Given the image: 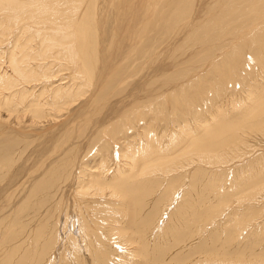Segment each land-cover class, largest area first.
I'll use <instances>...</instances> for the list:
<instances>
[{"label": "bare ground", "instance_id": "bare-ground-1", "mask_svg": "<svg viewBox=\"0 0 264 264\" xmlns=\"http://www.w3.org/2000/svg\"><path fill=\"white\" fill-rule=\"evenodd\" d=\"M159 1L0 0V122L19 137L32 136L25 148L15 141L3 147L10 150L0 164V264H264V248L255 245L260 238H249L252 226L238 235L224 227L228 211L203 208L191 226L177 223L188 201L205 207L203 195L213 190L212 181L222 180L246 142L240 132L257 129L264 112L253 125L245 127L244 120L264 104L248 110L261 102L250 97L235 114L218 119L221 114L211 110L222 102L220 94L208 118L218 132L207 133V121L195 117L197 129L187 137L185 107L192 117L202 108L186 100L197 97L204 76L190 73V60L176 63L167 54L176 42L180 50L188 41L191 55L208 54L202 67L215 96L242 69V80H251L245 92L254 95L251 64L264 67V0ZM163 21L167 33L160 52L157 39L146 37ZM139 58L144 65L151 61L146 72L136 69ZM178 85L191 88L189 98V90L178 91ZM148 115L175 130L165 134L168 143L157 152L152 145H159L166 129L156 136ZM93 152L100 155L87 165ZM64 154L70 162L63 161L64 171L55 174L54 159ZM220 163L225 165L214 170ZM234 167L242 165L231 168L232 182ZM171 171L189 184L175 185ZM255 187L264 191V180Z\"/></svg>", "mask_w": 264, "mask_h": 264}, {"label": "rangeland", "instance_id": "rangeland-1", "mask_svg": "<svg viewBox=\"0 0 264 264\" xmlns=\"http://www.w3.org/2000/svg\"><path fill=\"white\" fill-rule=\"evenodd\" d=\"M165 1L166 0H160L158 5L159 6L164 5ZM161 2H163V4ZM232 19H234V17L230 16V17H227L225 20L226 21L228 20V22H229ZM163 25L165 26L164 21H163V24L160 23V25L153 24V27L150 28V30H152V31H149V34L146 37L148 40H149V38L157 39V40H153V41H154V45L158 46L157 49H159L160 52L163 49V47H161V40H162L161 38H163L164 35L167 33V31H164L165 28L163 29ZM155 29H156V32H155ZM159 33H161V35H159ZM169 35H170V33H169ZM162 41H164V40H162ZM178 42L181 43V41H178ZM178 42H176V44L174 46V53L172 54L168 50L167 54L170 53L172 55L171 59H173V60H174V58L177 59V60H174V62H176V63L181 62L182 59H184V58H185V60H190L189 63H192V65L189 67V68H191L190 73L192 75L193 74L196 75L198 73H201L204 76L201 82L198 83L196 81L195 85L197 86V83H198L199 84L198 86L200 87V89L198 90L200 92H198V94L196 95L197 96V97H195L196 99L190 97V99H193V100L195 99V100L194 101L192 100V102L189 101V99L186 100L190 104L195 102L192 104L193 106L190 105V107L192 106L191 108H196V107L202 108L201 112L199 114H197L200 111V110H198V112L195 113V115L192 117V115L190 113H192L194 111L190 112L189 110L186 109V107H185V110L183 109L184 110V118L187 120V123L182 122V128L188 129L187 131H183V132L187 133V137L190 136L189 131L197 129L196 125L194 123L195 117L202 118L203 120L207 121L205 126H203L204 130H206L207 133L218 132V130H219L218 125H215V121H213L212 119H210L211 120L210 122H213V123H212V125H210L208 118H209V116H211V114L209 113V110L211 107H213V103L218 99L220 94H221L220 99L222 100V102L220 103L219 107L217 106L216 110L214 108H213V110H211V111L215 112V115L221 114L218 117V119H222L225 115L227 117H229V116L235 114L240 108H242L247 103V99H249L250 97L254 98V97L260 96L261 102L250 106L248 108V110H256L261 105L263 106V104H264V79H262L261 76L264 74V67H262L260 64L256 63L255 60H253V62L251 64L252 69H253L252 76L254 77L255 80L257 79L254 82L255 83L254 86L251 88L252 92L255 91L254 95H252V94L247 95L245 92V91H248L247 88L251 87V86H249L251 80L248 81V78H246V77H245L246 79L242 80L240 75L242 77L245 75V70L242 69L240 71L239 76H235V78H226L227 80H225L226 81L225 86H228V87L225 88V86H224V88H225L224 89L221 86V88L218 92V95L215 96V92L213 93L211 90L212 89V81H210L208 78L207 70L204 67H202L203 63H207L210 60L207 58L208 54L206 52L202 53L199 51V52L191 55V53H190L191 52L190 51L191 50V44L189 46V43H187L188 41L183 43L184 45H186L187 48H185V46H183L184 48H181L180 50H178V48L176 47L179 44ZM187 44H188V46H187ZM141 45H144V41H142ZM6 47H7V45H6ZM164 47L167 48L168 46H166V44H164ZM187 49L189 51H187ZM3 50H4V47H1L0 58H2L4 55L1 52ZM186 54H188V56ZM209 57H211V55ZM2 60L3 59H1L0 62ZM137 60L138 61H136V64H137L136 69L138 67L139 68L142 67L141 69L143 71L145 70L144 72H146L147 71L146 66H149L147 64H149L151 61L149 63L147 61L144 65L143 63L139 62V60H141L140 58ZM141 64H143V65H141ZM144 67H145V69H143ZM178 68L179 67H177V69H173V71L169 70V73L174 72V71H180V69L178 70ZM169 69H171V68H169ZM177 84H179V82ZM125 86L126 85H124V87H122V89L126 88ZM37 88H38V86H37ZM176 89L178 91H180L181 89H185L186 91L189 90L190 92L188 91L186 98H189L188 95L189 96L191 95V88H189V87H186L184 85H182V87L181 86L179 87V85H178L176 87ZM211 94H212V96H211ZM226 95H228V96L226 97ZM228 97H230V99H228ZM239 101H242V102L240 104H237V105L234 104V103H237ZM187 102H184L182 105L187 104ZM231 107H235L236 109L232 110ZM188 108H189V106H188ZM0 109H2V108L0 107ZM188 111L190 113H188ZM263 112H264V109H258V113L256 115L251 116L249 118H246L244 120L245 127L248 125H253L252 122L255 121L256 119H258L259 117H261ZM205 113H207L206 116H205ZM5 115H7V113L3 112L2 116L4 117ZM146 118L151 119L152 117H150V115H148ZM146 118H145V120H148ZM152 119H153L154 123L153 122L150 123L148 128L151 131L155 130L156 132L154 131V133L156 134V136H158V137L162 136L163 131L166 129V133H164L162 140H160V141L158 140L159 145H156V144L152 145V148H154L153 150H155L157 152L161 148L162 145L166 146L168 143L165 134L167 136H170L169 132H173L175 130H171V127H170L171 124H169V127H168L166 120L161 121L158 118H156V119L152 118ZM149 121H146V122L149 123ZM254 126H258L257 129H255V128L247 129L246 128L240 132V134H239L240 138H242L243 141H246L250 146H247L246 142H244V144L240 143V146L237 149L238 154L235 155L238 157L233 158L229 162V163H232V165L230 166V168L227 171L223 172V174L220 175V176H222V180L215 179V181H212L211 186H213V190H208L207 193L205 195H203L205 207L198 205V203L195 200L188 201V204L185 205V207L187 209H184V205L181 207V210H185L183 213H181L184 217L180 218V216H179L177 219V223H182V225L185 228L191 226V222H193V220L196 218V215L198 213H200L203 208H205V211L208 210V208H214L215 212L219 213V215L221 214V212L228 211V213L225 215L227 217L228 222H227L226 226H224V227H226L227 230L232 231L234 235H238L240 232H242V230H245L246 227L252 226L250 232L253 231V233L249 238L250 239H256L257 237H259L260 243L258 242L259 244L256 243L255 245L257 247L264 248V219H263L264 218V191H260L257 187H255L257 181L264 180V128H261V127H264V122L261 123L260 125H254ZM203 127L200 128V130H203ZM139 129H142V127H140ZM0 131H3L0 134V146H1L0 152H1V157H3V158H0L1 159L0 164L3 163L7 159V157L9 156L8 151L10 149L3 148L4 144L9 143V145H11L10 143H14V141H15L16 145H17V143L18 144L20 143V145L24 146V148H25L26 146H28L30 144V141H32V139H31L32 136L30 134H28L29 136L28 135H20L21 137H23V139H22L21 137L17 136L18 134H21L20 132H17L18 134H16V132L14 133V131L11 129V127H9L8 125L7 126L4 125L2 122H0ZM245 134H248V137H246L247 140L244 139ZM199 135H200V133L197 134L196 136H199ZM134 136L136 137L137 140L142 138L141 133H140V135L135 134ZM24 137L25 138L27 137V138L25 139ZM20 138L22 141H20ZM21 142H23V143H21ZM164 146H162V147H164ZM20 147L21 146H18V148H20ZM16 148L17 147L12 148V150H14ZM3 151H5V152H3ZM155 151H154V154H156ZM110 153H109L108 157L110 156ZM171 153H174V152H171ZM178 153H179V150L176 151L177 155H179ZM64 155H61V156L57 157V159H54L55 161L53 162L52 165H54L53 166V170H54L53 172L55 174H59V173H62L64 171L63 169H65L66 166L64 164H62L63 161H67L68 163L70 162L69 161V159H71L70 154H64ZM92 155H91L92 158H91V156H89V158H87V160L85 159L86 161L83 160V162L84 161L87 162V165L88 164L89 165L94 164L92 162V160L96 161V158H98L97 156H99L100 154L94 155V152H93ZM168 155H170V153ZM232 157H234V156H232ZM232 157H229V158H232ZM110 159L112 161L113 158H110ZM88 162H90V163L92 162V163L90 164ZM238 163L241 164L242 167L241 168L234 167V170H233L234 175H233V182H232L230 170L235 164H238ZM222 165H225V164L220 163L219 165H213V166L211 165V166L213 167L214 170H217V169H221L220 166H222ZM178 173H179V171L177 173H176V171L175 172L171 171V174H169V177H171L170 179H172V180L176 179L177 180L176 181L177 183L175 182V185H177V184L180 185L182 183H185V185L189 184L188 179L183 178V176L180 173H179L180 174L179 175ZM167 175H168V173H167ZM229 175H230V177H228ZM246 175H248V179L244 180V181L241 180L243 178V176H246ZM169 177L167 179H169ZM178 177L182 180L178 179ZM205 179L203 178L204 183L206 181ZM196 183H199V182H196ZM253 189H254L253 196L248 197V193L251 192ZM217 190L220 192V194H218L220 196L217 197L218 196L217 195L216 199H213V202L210 205L208 203V198H209L210 194L217 193L216 192ZM196 193H197V190H196ZM158 194L160 195V193H158ZM199 195H201V194H199ZM39 197L40 196H38V198ZM226 197H228V198H226ZM194 201L196 204L194 203ZM250 204H253V206H255L256 208L245 211L246 208ZM189 207H191V208L189 209ZM164 208L160 211V214L163 213V211L165 210ZM193 208H197V209L192 210ZM227 208H229V209H227ZM4 211L0 212V217H2V215H4ZM160 214H159V216H160ZM186 219H188L189 221H186ZM261 219H263V220L260 223L253 224L254 222H257V220H261ZM204 223H202V224H204ZM16 228H17V226H13L12 231H15ZM187 230L190 231L189 229H187ZM216 231L218 233L221 232L220 229L216 230ZM249 233L247 234V236L249 235ZM136 251L139 252V250H136ZM203 255L207 256L209 254H203ZM235 259L248 260V259H252V257L251 256H245V255H238L235 257ZM211 262L212 261H207V262L205 261V262H203V264H205V263L210 264Z\"/></svg>", "mask_w": 264, "mask_h": 264}]
</instances>
